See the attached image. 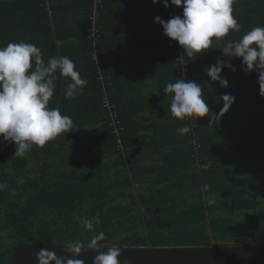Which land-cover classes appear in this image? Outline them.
<instances>
[{
	"label": "trees",
	"instance_id": "obj_1",
	"mask_svg": "<svg viewBox=\"0 0 264 264\" xmlns=\"http://www.w3.org/2000/svg\"><path fill=\"white\" fill-rule=\"evenodd\" d=\"M132 3L144 10L141 31L148 36L136 47H147L150 39L153 44L136 58L126 56L120 25L131 0H0V47L24 41L39 47L45 62L67 56L87 80L82 94L66 99L63 89L70 80L58 79L49 102L72 118L71 131L43 148L34 146L23 158L13 157L14 143H0V183L7 184L0 191V264H37L40 249L57 253L74 240L86 244L100 231L103 250L119 246V259L129 264H151L156 253L186 256L188 264H219L228 247L212 245L216 241L241 242L243 254L264 252V244L244 246L264 241V97L258 72L246 73L242 58L224 56L223 41L214 40L189 61L154 22L157 16L165 22L174 17L170 0L168 8L163 0ZM233 8L240 31L224 41L264 27V0H237ZM155 29L161 33L153 42ZM218 59L236 69H222L227 88L205 70ZM177 79L201 86L211 116L223 107L222 95L231 94L235 103L213 127L210 116L175 119L171 94L163 88ZM105 98L121 121L119 136ZM184 125L191 131L181 135ZM97 215L101 222L93 231L75 219ZM197 246H206V255L192 263L187 252L199 251ZM96 254L90 250L80 258L92 264Z\"/></svg>",
	"mask_w": 264,
	"mask_h": 264
},
{
	"label": "clouds",
	"instance_id": "obj_2",
	"mask_svg": "<svg viewBox=\"0 0 264 264\" xmlns=\"http://www.w3.org/2000/svg\"><path fill=\"white\" fill-rule=\"evenodd\" d=\"M152 2L157 4L161 0ZM236 3L237 0H170L171 5L182 8V17L174 16L165 22L157 16L154 22L162 25L166 37L178 42L189 61L211 49L214 40L216 43L223 41L224 56L242 58V70L246 73L258 72L259 95L264 97V27H253L239 40H223L230 32L240 31L241 26L233 15ZM163 6L168 8L169 0H163ZM225 67L233 72L236 70L220 59L205 69L211 81L218 82L223 88L228 87V81L221 75ZM60 78L70 80L63 89L66 99H74L87 86V80L81 78L75 62L67 56L50 57L45 62L41 49L24 41L9 42L0 47V143H14L13 157H26L34 146L43 148L62 133L71 131L72 118L62 114L59 108L49 107L56 81ZM163 90L171 94L173 118L197 122L210 116L208 125L212 127L219 124L235 103L231 94L222 95L223 107L211 116L202 88L196 82L177 79L174 83H166ZM178 131L186 135L191 127L184 125ZM17 181L24 182L21 177ZM5 188L7 184L0 183V191ZM207 202L214 204L215 200L208 199ZM75 219L86 231H93L94 223L101 222L99 215L93 219ZM104 240L105 233L100 231L86 244L81 240L66 244L63 249L65 255H58L45 247L35 252V259L37 264H85L80 256L82 252L91 250L97 253L92 264H129L127 260L119 259L122 254L119 246H111L104 251L101 243Z\"/></svg>",
	"mask_w": 264,
	"mask_h": 264
},
{
	"label": "crops",
	"instance_id": "obj_3",
	"mask_svg": "<svg viewBox=\"0 0 264 264\" xmlns=\"http://www.w3.org/2000/svg\"><path fill=\"white\" fill-rule=\"evenodd\" d=\"M132 2H133V0H131V4H130L131 7L128 10V12H129L128 16H125L123 18V22L120 25H121V29H123V31H124V36L127 37L126 38L127 43H125V49H126V51H130L129 53L127 52L128 55H126V54L125 55L129 56L130 58H136V57H140V56L143 57L146 54H148L150 51L149 49L152 48L153 44H152V41L150 39V43L148 44L147 47H145L143 49L136 47L139 44L138 41L140 39H144L142 41L145 42V39L148 36H146V34H143L141 31V29H143L142 28L143 24L141 25L140 22H141V20L143 21V19L145 18L144 10L142 9L141 6H139L138 10H136L135 8L137 5L135 3H132ZM142 6H144V3L142 4ZM124 7H126V5ZM145 12H147V10ZM135 28H138V29L135 30ZM139 28H140V30H139ZM160 33H161L160 29H158V31L155 29V32L153 34L154 35L153 42L156 41L157 36L158 37L160 36ZM156 55H157V53L155 52L154 56H156ZM127 63L129 65H132L135 63V61L127 62ZM130 72H136V70H131ZM132 74L133 73H130L126 78L130 77ZM216 98H219V97H216ZM220 106H221V104H220ZM141 116H143L145 118V117H148L149 114L146 113V114H143ZM263 244H264V241L244 242L245 247L254 246V245H263ZM212 245H220V246L224 245V246L228 247L227 253L225 255L224 254L219 255V258H218L219 264H264V256H260L262 253H264L263 251H261V252L247 251L246 253H248V254H243L244 251H242V249H241L243 243H241V242H236V241H220V242H217L216 241V242H213ZM178 247H183V245H179ZM205 247L206 246H197V249L199 251L187 252V254L189 253L188 255H190L192 258V260H191L192 263L197 262V261L199 262L200 260L202 261V259H204V256L206 255V252L204 251ZM193 249H194V247H193ZM57 254L58 255H65L64 251H59V252H57ZM163 254H165V252ZM165 255H167V254H165ZM252 255H254V256H252ZM183 262H186L188 264V260H187L186 256L185 257L184 256H168V255L162 256L161 254L156 253L154 256V260L151 264H181Z\"/></svg>",
	"mask_w": 264,
	"mask_h": 264
},
{
	"label": "built area",
	"instance_id": "obj_4",
	"mask_svg": "<svg viewBox=\"0 0 264 264\" xmlns=\"http://www.w3.org/2000/svg\"><path fill=\"white\" fill-rule=\"evenodd\" d=\"M182 8H178L176 6H174V16H181L182 15ZM180 49H182V47L179 45L178 46ZM181 61H185L184 58H180ZM103 104H104V107L109 110L110 112V115H111V118L113 119V127H114V134L115 135H118L120 134L121 130H122V125H121V121L119 120V118L117 119V111H116V108L114 105L111 104L109 98H105L103 100ZM118 145H119V148L123 151L125 150L124 149V146H123V141L119 138L118 139Z\"/></svg>",
	"mask_w": 264,
	"mask_h": 264
}]
</instances>
